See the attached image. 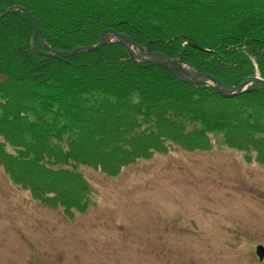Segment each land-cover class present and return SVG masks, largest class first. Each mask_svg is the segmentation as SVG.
<instances>
[{
	"label": "trees",
	"instance_id": "obj_1",
	"mask_svg": "<svg viewBox=\"0 0 264 264\" xmlns=\"http://www.w3.org/2000/svg\"><path fill=\"white\" fill-rule=\"evenodd\" d=\"M0 15V166L33 199L83 212L90 184L80 165L115 176L171 144L209 150L215 130L264 164V84L225 97L133 60L120 40L67 55L45 47L70 52L115 30L140 53L237 86L264 79V0H0Z\"/></svg>",
	"mask_w": 264,
	"mask_h": 264
},
{
	"label": "rangeland",
	"instance_id": "obj_2",
	"mask_svg": "<svg viewBox=\"0 0 264 264\" xmlns=\"http://www.w3.org/2000/svg\"><path fill=\"white\" fill-rule=\"evenodd\" d=\"M211 139L206 151L171 144L115 176L80 165L83 212L33 199L0 166V264H264V164L219 130Z\"/></svg>",
	"mask_w": 264,
	"mask_h": 264
},
{
	"label": "water",
	"instance_id": "obj_3",
	"mask_svg": "<svg viewBox=\"0 0 264 264\" xmlns=\"http://www.w3.org/2000/svg\"><path fill=\"white\" fill-rule=\"evenodd\" d=\"M21 11H23L27 17L30 19V21L32 22L33 26H34V30H35V35L39 36V38L42 40V42L44 43L45 41L42 38V34L41 31L39 30V28L36 25V22L33 18V16L23 7H20ZM11 8L7 9L6 12L10 11ZM2 15H0L1 17ZM110 35L112 36L111 38ZM114 39H118L122 42V44L126 47L130 57L135 60V61H145V60H154L157 63L164 65L166 68H170L171 70L174 71L175 75L177 76L178 79L183 80V81H187L190 83H194V84H199V83H207V84H213L215 86L218 87V91L222 96L225 97H230V96H234L236 94H239L241 92H244L248 89V85H250L253 82H259L261 84H264V79H261L258 76H254L251 78H248L246 80H244L243 82H241L240 84H238L237 86H233V85H227L224 84L222 82H220L218 79H216L215 77L211 76L210 74L207 73H200V72H195L193 74H190L189 72L185 71L184 68H182L179 64L182 63L185 66H188L186 63L180 61V60H171L166 58L165 56H163L160 53H149V52H145L147 53L148 57L146 58H142V59H137L132 52V48H136L138 51H140V46L135 45L132 40L122 34L119 33L115 30H110V29H105L101 32L100 34V41L95 44V45H91V46H85V47H77L75 49H73L70 52H59V51H53L50 50V48L45 45L46 49L49 50L52 53H59V54H64L67 55L68 53H75L78 51H82V50H88V51H93L98 49L99 47H101L104 44H107L109 42H112ZM143 54V53H142ZM181 67V68H180ZM257 252L260 256H262V249L259 246L257 248Z\"/></svg>",
	"mask_w": 264,
	"mask_h": 264
}]
</instances>
